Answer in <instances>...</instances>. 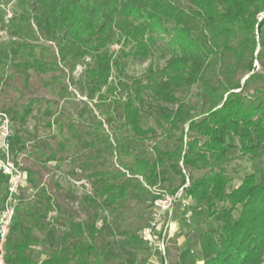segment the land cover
I'll return each mask as SVG.
<instances>
[{
	"label": "trees",
	"instance_id": "16d2710c",
	"mask_svg": "<svg viewBox=\"0 0 264 264\" xmlns=\"http://www.w3.org/2000/svg\"><path fill=\"white\" fill-rule=\"evenodd\" d=\"M21 4V14L11 20L21 36L13 44L14 59L22 61L15 67L27 68L24 62L29 61L39 75L58 71L64 75L63 69L72 72L82 62L85 97L97 98L106 122L119 120L132 141L148 146L153 155L112 170L96 165L95 156L89 157L80 170H88L85 176L92 180L93 196L88 202L117 212L131 189L138 193L157 185L163 189L168 167L179 178L168 194L182 189L205 221L218 224L198 234L202 264H264V0H36L31 6ZM162 35L169 37L164 66L156 70L150 66L144 85L138 78L113 86L110 78L116 61L109 46L115 40L129 44L121 55L142 61L152 55ZM38 36L54 44L56 53L39 44ZM6 65L0 59V74L6 72ZM195 86L199 88L196 102L175 95L177 90ZM141 113L154 121L169 148L146 144L155 129L142 128ZM45 115L46 127L69 128L75 141L81 140L75 122L65 124L62 115L51 121L48 110ZM33 148L37 165L44 169L61 159L67 143L55 148L42 140ZM24 149L19 143L15 155ZM239 157L257 159L260 164L235 181L230 168ZM23 170L28 185H36L38 172L25 166ZM0 180L5 185L4 178ZM4 193L0 189V206ZM40 198L41 203L33 202L24 215L17 207L6 246L7 264H135L133 257L119 261L110 243L97 246L102 228L96 226L95 213L80 219L71 208L65 210L61 245L41 259L44 240L33 234V228H44L40 221L60 206ZM129 243L143 244L134 236Z\"/></svg>",
	"mask_w": 264,
	"mask_h": 264
},
{
	"label": "rangeland",
	"instance_id": "374dc122",
	"mask_svg": "<svg viewBox=\"0 0 264 264\" xmlns=\"http://www.w3.org/2000/svg\"><path fill=\"white\" fill-rule=\"evenodd\" d=\"M23 2L27 6H31L36 0H0V59L7 62L6 72L0 74V109L7 110L6 112L12 117L14 148L16 149L19 143L25 146V149L16 155V159L23 167H32L34 171L38 172V176L35 177L38 180L36 185L27 183L20 190L18 213L24 215L25 208L30 207L33 202L41 203L40 196L45 201L60 206V210L56 209L40 221L45 229L37 225L33 228V234L44 240V245L39 251L41 259L46 258L51 249H56L61 245V237L66 232L64 227L67 219L65 210L71 208L80 219H84L89 213L96 214V226L102 228L101 234L96 239L97 246L101 248L104 244L110 243L122 263L133 257L135 264H163L164 258H166L167 264H175L179 251L186 247L188 255L185 260L187 261L183 262L186 264L190 258L196 255L195 249L199 247L198 234L215 229L218 224L213 220L205 221L203 212L197 211L191 205L190 199L185 198L183 193L173 205V207L179 208L177 225H174L175 230L172 229L170 217L166 216L164 226L158 234L159 240L162 237L164 239L165 256H161L154 245L135 246L129 243L131 236L138 237L140 230L147 226L152 197L156 193L165 191L168 194L169 190L167 189L178 184V176L168 167H165L168 182L163 184L164 190L160 189L159 185L151 188L149 192L143 193L131 189L125 201L118 205L117 212L100 208L97 203L90 204L88 202V199L93 196V184L92 180L85 176L89 171L80 170L83 162H87L89 157L95 156L94 163L96 165L102 164L104 169L112 170L121 164L129 166L136 158L152 159L153 155L148 146L144 147L132 141L131 134L120 127L119 120H113V123L110 124L106 122L105 116L101 115L104 107L99 104L97 98L89 101L85 97L84 80L81 76L84 69L82 62L77 63L72 72L69 69H63L64 75L59 71L39 75L31 67L29 61L24 62L27 68L19 70L15 67L22 61L14 59L13 44L21 40V36L14 29V24L5 19L6 12L20 15ZM161 38L162 40H158L154 46L152 55L142 61L132 57L124 58L121 51L127 52L130 45L115 40L108 48L109 53L116 61L111 72V84L113 86L119 82L131 84L139 78L144 85L148 80V68L150 66L154 70L162 68L169 57L166 53V42L169 37L162 35ZM38 40L39 44L50 47L49 53L52 51L56 53L54 44L44 41L42 37H39ZM85 62H89V59H86ZM198 92L199 88L195 86L191 89L177 90L175 95L196 102ZM145 98H149L147 93ZM46 110L52 114L51 121L58 115H62L61 119L65 124H67V120L75 122L81 140L76 142L72 130L69 128L65 127L61 130L56 125L46 127L48 119V115L44 116ZM26 112H28L27 115H25ZM14 114H16L15 119H13ZM194 115L198 116V111ZM140 124L143 129H155V134L146 144L156 142L162 148H169V142L159 136L160 130L156 128L154 121L144 113H141ZM42 140H47L55 148L59 143H67V150L61 154V159L47 163L44 169L37 165L33 148L37 142ZM259 164L257 159L250 161L239 157L232 164L230 174L236 181L254 171V168H258ZM98 168L101 169V167ZM0 189L2 193L5 190V185L1 180ZM239 210L240 206L233 212L235 219L238 217ZM36 251L37 249H34V256Z\"/></svg>",
	"mask_w": 264,
	"mask_h": 264
},
{
	"label": "built area",
	"instance_id": "2783aa9c",
	"mask_svg": "<svg viewBox=\"0 0 264 264\" xmlns=\"http://www.w3.org/2000/svg\"><path fill=\"white\" fill-rule=\"evenodd\" d=\"M12 18V12H6L5 20L11 21ZM12 137V120L0 110V176L5 180L4 199L0 206V264H7L6 246L19 204L18 195L27 184L23 166L14 153ZM182 193V189L174 195L156 193L150 206L148 224L138 233L143 244L156 246L161 256H165V245L163 237L159 240L158 234L164 226L165 217L171 216L173 205Z\"/></svg>",
	"mask_w": 264,
	"mask_h": 264
},
{
	"label": "crops",
	"instance_id": "0c3cea01",
	"mask_svg": "<svg viewBox=\"0 0 264 264\" xmlns=\"http://www.w3.org/2000/svg\"><path fill=\"white\" fill-rule=\"evenodd\" d=\"M0 179H1V176H0ZM178 211H179V208L174 206L172 209L171 216H170V222L172 224V229H174V230H175L174 225H177L176 219L178 216ZM197 211H199V209ZM187 251H188V249L186 247L184 249H182L181 251H179V253H178L179 256L177 257V263L178 264H183V262L187 261V260H185V259H187V255H188ZM195 253H196V255L193 258H190L189 262H187L186 264H202V255H201V250L199 247L197 249H195Z\"/></svg>",
	"mask_w": 264,
	"mask_h": 264
},
{
	"label": "water",
	"instance_id": "95a60500",
	"mask_svg": "<svg viewBox=\"0 0 264 264\" xmlns=\"http://www.w3.org/2000/svg\"><path fill=\"white\" fill-rule=\"evenodd\" d=\"M164 264H167V260H166V258H164Z\"/></svg>",
	"mask_w": 264,
	"mask_h": 264
}]
</instances>
